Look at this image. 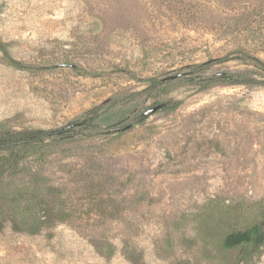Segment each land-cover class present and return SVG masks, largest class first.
Returning a JSON list of instances; mask_svg holds the SVG:
<instances>
[{"label": "rangeland", "instance_id": "374dc122", "mask_svg": "<svg viewBox=\"0 0 264 264\" xmlns=\"http://www.w3.org/2000/svg\"><path fill=\"white\" fill-rule=\"evenodd\" d=\"M0 39L22 65L0 51V132L102 113L100 135L8 180L55 220L16 231L39 209L6 206L0 264L236 261L221 237L264 212V87L208 80L250 68L236 60L191 73L238 49L264 61V0H0Z\"/></svg>", "mask_w": 264, "mask_h": 264}, {"label": "trees", "instance_id": "16d2710c", "mask_svg": "<svg viewBox=\"0 0 264 264\" xmlns=\"http://www.w3.org/2000/svg\"><path fill=\"white\" fill-rule=\"evenodd\" d=\"M0 51L7 60L15 66H22L14 62L10 57L7 45L0 39ZM235 57H223L206 61L202 64L192 66L193 75L203 74L210 70L213 65L223 64L231 60L250 67L245 71L236 73H218L208 79L210 82L222 83L229 86H259L264 87V61L253 56L245 49H238L233 53ZM22 68V67H20ZM151 86L160 85L156 79H150ZM102 117L100 108H92L85 113L82 120L57 130L45 129H7L0 132V230L3 229L6 217H4L9 204L21 207L25 214L38 207L29 221L20 222L11 218L13 228L16 231H24L32 235L40 233L44 228L54 222V209L44 201L36 202L29 198L27 201L19 202L11 193H7L5 187L9 185V179L23 174L26 163L31 161H44L52 151L68 142H82L93 136L100 135L101 127L99 121ZM21 201V200H20ZM34 201V202H33ZM20 203V204H19ZM33 203L36 204L33 207ZM61 221L67 220L62 217ZM205 237V245H213V240ZM208 239V240H207ZM219 247L223 252L238 251L237 259L232 264H243L259 254L264 247V212L253 222L246 223L221 237ZM114 253L111 245L107 249V255Z\"/></svg>", "mask_w": 264, "mask_h": 264}, {"label": "water", "instance_id": "95a60500", "mask_svg": "<svg viewBox=\"0 0 264 264\" xmlns=\"http://www.w3.org/2000/svg\"><path fill=\"white\" fill-rule=\"evenodd\" d=\"M163 106L162 105H157L151 109H149L146 113H144L143 117L144 118H149L153 114H155L157 111H159Z\"/></svg>", "mask_w": 264, "mask_h": 264}]
</instances>
